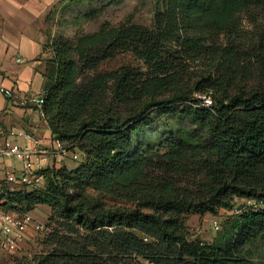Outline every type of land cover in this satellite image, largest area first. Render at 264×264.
Instances as JSON below:
<instances>
[{
    "label": "trees",
    "instance_id": "1",
    "mask_svg": "<svg viewBox=\"0 0 264 264\" xmlns=\"http://www.w3.org/2000/svg\"><path fill=\"white\" fill-rule=\"evenodd\" d=\"M121 54L142 67L78 85ZM45 62L42 117L81 162L47 167L42 187L8 193L4 210L47 205L54 225L45 249L15 264H258L241 246L264 235V0H154L151 26L105 24ZM180 102L193 104L185 114L204 128V144L135 149L150 111ZM234 198L262 207L232 216L215 243L190 238L189 213L216 217Z\"/></svg>",
    "mask_w": 264,
    "mask_h": 264
},
{
    "label": "rangeland",
    "instance_id": "2",
    "mask_svg": "<svg viewBox=\"0 0 264 264\" xmlns=\"http://www.w3.org/2000/svg\"><path fill=\"white\" fill-rule=\"evenodd\" d=\"M154 13V0H60L45 17L43 40L47 48V57H51L53 50L61 45L72 47L78 35L96 32L101 26L108 24L117 26L131 22L146 27L151 26ZM142 67V63L130 54H121L103 61L91 69L83 71L77 79L78 85H85L122 66ZM199 93L192 95L193 100L203 99ZM204 100V105L207 102ZM193 104L180 102L172 108L150 111L147 124L133 136L135 149L143 152H162L167 146L177 144L184 147L186 153L197 150L204 144L205 130L185 114V110ZM76 151L60 158H47L45 168L50 166L75 168L80 158L74 159ZM84 195L95 197L96 194L86 191ZM103 199V198H101ZM233 201L241 202L234 198ZM106 206L129 207V204L109 198L103 199ZM150 212V210H143ZM13 212L18 213L17 210ZM30 215L48 227L50 231L54 225L48 222L50 208L47 205H37ZM232 215L227 210H219L216 217L208 214L203 216L191 212L188 214L186 226L190 238H199L206 244L219 240L223 227L230 222ZM217 227V229H215ZM47 232L30 235L24 243L13 253L0 250V264H15L28 261L45 249L44 239ZM241 253L258 264H264V235L247 241L241 246ZM147 264V263H144Z\"/></svg>",
    "mask_w": 264,
    "mask_h": 264
},
{
    "label": "crops",
    "instance_id": "3",
    "mask_svg": "<svg viewBox=\"0 0 264 264\" xmlns=\"http://www.w3.org/2000/svg\"><path fill=\"white\" fill-rule=\"evenodd\" d=\"M59 1L0 0V84L12 93L8 98L0 92V133L26 132L45 145L51 137L46 121L21 102L43 90L45 17Z\"/></svg>",
    "mask_w": 264,
    "mask_h": 264
},
{
    "label": "built area",
    "instance_id": "4",
    "mask_svg": "<svg viewBox=\"0 0 264 264\" xmlns=\"http://www.w3.org/2000/svg\"><path fill=\"white\" fill-rule=\"evenodd\" d=\"M18 63L20 59L16 60ZM0 92L12 97L11 91L0 84ZM209 105V100H206ZM23 106L34 107L42 116L43 100L40 96L22 100ZM22 139V140H20ZM74 152L57 139L49 138L45 145L39 138L26 132L0 133V250L13 253L32 234L47 232L46 225L33 218L30 213L17 214L3 209V204L13 189L34 190L43 186L47 158H60ZM81 160L79 153L72 158ZM262 207L261 201L243 199L228 211L232 216H240ZM217 229V227H215Z\"/></svg>",
    "mask_w": 264,
    "mask_h": 264
}]
</instances>
